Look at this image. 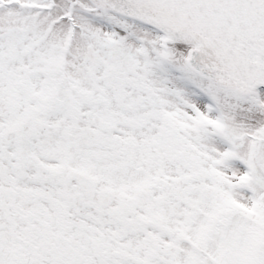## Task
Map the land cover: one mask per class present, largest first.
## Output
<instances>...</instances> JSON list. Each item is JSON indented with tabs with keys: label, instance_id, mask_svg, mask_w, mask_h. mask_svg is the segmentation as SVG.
Here are the masks:
<instances>
[{
	"label": "snow or ice",
	"instance_id": "1",
	"mask_svg": "<svg viewBox=\"0 0 264 264\" xmlns=\"http://www.w3.org/2000/svg\"><path fill=\"white\" fill-rule=\"evenodd\" d=\"M0 264H264V0H0Z\"/></svg>",
	"mask_w": 264,
	"mask_h": 264
}]
</instances>
